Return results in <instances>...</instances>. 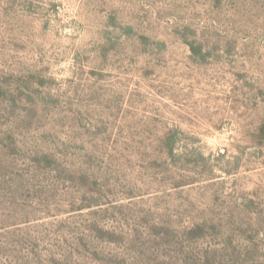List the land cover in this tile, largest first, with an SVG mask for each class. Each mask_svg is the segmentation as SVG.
Segmentation results:
<instances>
[{
	"label": "rangeland",
	"instance_id": "rangeland-1",
	"mask_svg": "<svg viewBox=\"0 0 264 264\" xmlns=\"http://www.w3.org/2000/svg\"><path fill=\"white\" fill-rule=\"evenodd\" d=\"M0 264H264V0H0Z\"/></svg>",
	"mask_w": 264,
	"mask_h": 264
}]
</instances>
